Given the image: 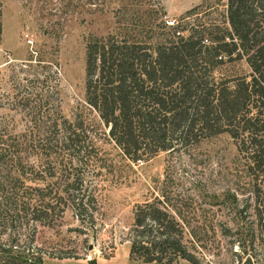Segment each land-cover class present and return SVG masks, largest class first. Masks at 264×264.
<instances>
[{
  "label": "trees",
  "instance_id": "trees-1",
  "mask_svg": "<svg viewBox=\"0 0 264 264\" xmlns=\"http://www.w3.org/2000/svg\"><path fill=\"white\" fill-rule=\"evenodd\" d=\"M222 7L220 19L211 16L218 14L212 7L206 15L199 5L186 10L174 24L160 27L165 30L153 44L113 36L89 39L84 46L83 100L71 118L59 115L56 106L52 119L37 120L49 121L48 132L33 131L32 126L17 134L11 119L0 115V226L17 216L26 226L41 225L56 202L62 206L57 210L68 207L79 224L92 222L95 200L78 174L51 173L54 184L41 187L27 182L36 175L37 159L49 169L64 156L74 158L71 152L94 153L98 126L104 129L105 142L132 163L162 152H184L226 134L248 167L264 171V0H225ZM238 62L247 74L219 75L220 69ZM41 75L18 79L14 74L13 79L43 86L46 77ZM49 76L52 87L46 85L34 99L20 97L21 107L28 108L30 101L38 110L49 105L58 92L56 74ZM261 195L255 201V219L264 237ZM177 218L156 199L134 205L128 229L132 264H198L186 246L185 237L191 234ZM235 246L239 248L237 242ZM4 250L0 264H41L38 255H2Z\"/></svg>",
  "mask_w": 264,
  "mask_h": 264
},
{
  "label": "rangeland",
  "instance_id": "rangeland-1",
  "mask_svg": "<svg viewBox=\"0 0 264 264\" xmlns=\"http://www.w3.org/2000/svg\"><path fill=\"white\" fill-rule=\"evenodd\" d=\"M224 3L225 0H0V115L11 119L17 134L32 126L33 131L48 132L49 121L39 124L37 120L52 119L53 108L59 109V115L71 118L83 100L84 46L89 39L113 36L153 44L160 37L158 33L165 30L160 27L174 24L186 10L199 5L205 13L212 7L218 14L211 16L220 19ZM53 72L58 92L56 97L51 95L49 105L38 110L30 101L28 108L21 107L20 97L34 99L35 93L43 94L46 85L52 87L49 75ZM247 72L245 65L238 62L220 69L219 75ZM35 73L42 74L40 79L46 77L43 86L13 79L14 74L19 79ZM49 91L51 94L53 89ZM97 130L94 153L82 156V151L71 152L74 158L64 156L58 160L59 165L49 169L40 166L43 162L37 159L36 175L27 182L41 187L47 182L54 184L51 173L58 177L78 174L95 200L92 222L79 224L68 207L57 210L62 208L57 202L41 225L26 226L17 216L4 228L0 226V250L6 249L2 255L32 253L39 256L41 264H132L128 259V229L133 207L156 199L191 234L185 237L186 246L198 264H264V237L255 219V201L264 193V171L248 167L226 134L184 152H162L132 163L105 142L101 126ZM223 230L228 233L223 235ZM251 235L252 247L248 248ZM15 239L17 243L11 246Z\"/></svg>",
  "mask_w": 264,
  "mask_h": 264
}]
</instances>
